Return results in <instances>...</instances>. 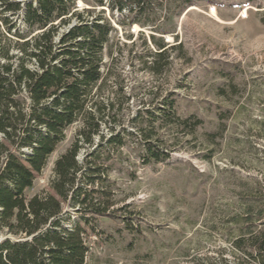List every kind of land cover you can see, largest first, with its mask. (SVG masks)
<instances>
[{"label": "rangeland", "instance_id": "rangeland-1", "mask_svg": "<svg viewBox=\"0 0 264 264\" xmlns=\"http://www.w3.org/2000/svg\"><path fill=\"white\" fill-rule=\"evenodd\" d=\"M117 28L114 42L129 45L124 34H132L135 47L113 48L94 97L114 104L115 120L105 114L101 148L94 137L78 157L82 163L94 152L107 167L95 197H106L112 215L98 221L95 233L87 230L86 264H246L233 241L248 219L258 224L264 207V0H194L174 13L167 33L156 36L182 48L158 75L138 60L144 53L138 34L151 32ZM170 95L177 98L172 109L165 105ZM78 129L65 131L27 198L49 190L54 162ZM116 135L119 148L106 143ZM148 145L167 158L148 161ZM106 157L109 162L100 161ZM67 210L76 220L77 209Z\"/></svg>", "mask_w": 264, "mask_h": 264}, {"label": "trees", "instance_id": "trees-1", "mask_svg": "<svg viewBox=\"0 0 264 264\" xmlns=\"http://www.w3.org/2000/svg\"><path fill=\"white\" fill-rule=\"evenodd\" d=\"M78 1L89 8L79 9ZM193 3L0 0V264H86L87 230L95 233L98 221L112 215L106 197H95L107 167L102 169L94 152L82 163L78 157L81 149L94 146V137L101 140L97 146L101 148L105 114L115 120L114 104L94 102V97L110 71L113 48L135 47L132 34H124L129 45L114 42L117 27L128 31L137 25L151 32L138 34L144 52L138 60L158 75L182 45L169 46L156 35L167 33L164 25L169 17ZM118 86V95L123 96ZM176 99L170 95L166 107L174 108ZM75 124L79 129L73 143L54 162L49 190L27 198L25 192L46 168L65 131ZM199 124L195 122L193 128ZM106 143L117 148L123 144L120 135ZM147 153L148 161L167 158L149 145ZM69 208L77 209L74 221ZM258 214V224L248 219L245 233L233 241L235 249L246 255V264H264V207ZM68 222L73 225L67 226Z\"/></svg>", "mask_w": 264, "mask_h": 264}, {"label": "bare ground", "instance_id": "bare-ground-1", "mask_svg": "<svg viewBox=\"0 0 264 264\" xmlns=\"http://www.w3.org/2000/svg\"><path fill=\"white\" fill-rule=\"evenodd\" d=\"M213 11V13H214V9L212 10ZM136 27V26H135ZM137 29V28H136Z\"/></svg>", "mask_w": 264, "mask_h": 264}]
</instances>
